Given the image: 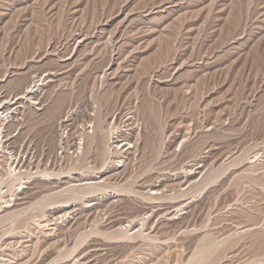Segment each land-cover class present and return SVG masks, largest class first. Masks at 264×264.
<instances>
[{"label": "rangeland", "instance_id": "374dc122", "mask_svg": "<svg viewBox=\"0 0 264 264\" xmlns=\"http://www.w3.org/2000/svg\"><path fill=\"white\" fill-rule=\"evenodd\" d=\"M0 107V264H264V0H0Z\"/></svg>", "mask_w": 264, "mask_h": 264}, {"label": "bare ground", "instance_id": "6f19581e", "mask_svg": "<svg viewBox=\"0 0 264 264\" xmlns=\"http://www.w3.org/2000/svg\"><path fill=\"white\" fill-rule=\"evenodd\" d=\"M79 43V42H78ZM48 76V75H47ZM47 76H45L43 79L42 78H40L38 81L36 80L35 82H33L34 83V85H31V86H29L23 93H22V95H18V96H16L17 97V100L19 101V102H21V100H23L26 96H35V93H36V90H35V88H37L38 87V89L40 88L39 86L40 85H42L40 82H42L45 78H47ZM46 80V79H45ZM44 85V84H43ZM17 100H16V102H17ZM26 100V99H25ZM32 100V99H31ZM15 103V102H14ZM17 106V105H16ZM19 107V106H18ZM1 108V107H0ZM5 137H7V136H5ZM115 144V143H114ZM115 147H116V145H115ZM76 148V147H75ZM119 148V147H118ZM77 151V150H76ZM21 162V161H20ZM23 163V162H22ZM19 164V163H18ZM23 165V164H22ZM24 166V165H23ZM22 166V167H23ZM21 166H19V168H20ZM21 167V168H22ZM177 205V204H176ZM180 208V207H179ZM184 208V207H183ZM174 210H176V209H174ZM177 211V210H176ZM122 222V221H121ZM9 263V262H8ZM12 264V263H11Z\"/></svg>", "mask_w": 264, "mask_h": 264}]
</instances>
